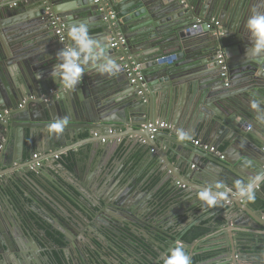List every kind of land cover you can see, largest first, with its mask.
Returning <instances> with one entry per match:
<instances>
[{
    "label": "water",
    "instance_id": "95a60500",
    "mask_svg": "<svg viewBox=\"0 0 264 264\" xmlns=\"http://www.w3.org/2000/svg\"><path fill=\"white\" fill-rule=\"evenodd\" d=\"M248 1L98 0V4H94V0H0L2 26L12 34L10 39L16 48L10 56L0 47L1 61L7 59V62H0V142L2 139L14 140L15 148L8 166L18 164L19 173L7 177V180L13 178L23 183V187L11 186V194L0 188V200L16 221H21L19 216L23 210L16 206L13 196L21 206L27 204L29 212L26 210L25 213L28 216L32 213L43 221H50L44 216L47 210L71 223L70 227L58 230L66 247L70 245L69 228L77 230L81 226L79 221L90 224L103 216L109 221L146 222L153 233L167 239L165 232L178 223L176 220L179 217L185 219V230L206 220L195 221L189 213L201 203L199 200L192 202L191 195L195 193L194 184L191 185L193 175L200 177L197 182L203 186L223 181L228 188H233L238 179L247 180L264 173V57L257 60L245 57L249 46L245 22L251 14L247 16L248 8L243 9L245 2L251 3V0ZM12 4L16 6L10 8ZM211 19L218 25L208 30ZM198 20L203 24L197 25ZM81 22L87 24L89 30L99 31L90 36L105 44L106 52L121 65V71L116 76H107L89 70L76 91L64 92L50 78L51 68L47 62L44 66L39 65L44 59L38 60V55H42L41 51L47 43L55 41L59 49L67 45L68 27ZM33 27L40 28L37 31L42 32L35 36V40L30 36ZM57 30H61L63 43L56 35ZM120 38L124 40L123 44L118 43ZM112 42L118 43L117 48H111ZM219 53L224 56L225 75L216 61ZM3 55L4 58L1 57ZM186 55L190 56V62L187 68H182L181 59ZM162 57L170 58L165 61L161 60ZM132 62L140 65L138 73L132 72ZM14 64L20 71L13 72L16 68ZM4 66L14 70L6 71ZM202 66H206L204 70H210L207 81L197 79ZM178 73L187 76L186 81L192 80L190 84L188 82L187 90L191 98L197 100L194 112L199 114V118L192 114L194 116L189 121L188 116L180 121L185 123L187 120L186 132L190 138L184 141L170 130L150 134L147 128L148 124L165 122L176 131L182 129H178L181 125L178 124L181 119L178 102L164 106L159 115L147 104L163 78ZM6 111L8 114H5ZM64 116L68 117V123L63 132H52L48 128L49 123ZM251 128L254 133L250 132ZM122 129V132L130 129L127 136L141 140L144 148L156 152L153 157L161 160L175 187L177 184L186 187L182 198L184 207L169 205L162 213L164 218L160 219L161 216H157L154 210L156 205H148L149 201H154L150 192L138 190L134 193L129 186L117 187L125 179L122 164H119L115 179L109 177V173L104 177L111 187L106 195L89 199L85 189L95 187L97 182L89 185L90 178L78 175L81 174L80 162L76 160L69 168L67 163L53 159L61 149L72 148L77 142L86 140L81 139L86 134L90 136L91 144L98 147L88 151V159L96 149H101L110 140L119 139L116 133ZM248 134L257 138L259 144ZM25 135L28 137V150L52 153L48 158L49 165L45 162L37 170V176L25 169L29 162L22 164L21 143ZM193 136L214 139L213 144L219 153L220 147L227 146L226 152L221 153L222 159L191 145ZM5 146L0 155L1 159L7 160ZM167 150L176 155L177 160L173 164L168 159ZM182 166L187 167L184 175L179 173ZM202 171L208 176L204 174L202 177ZM263 187L264 183H261L256 194L263 195ZM227 202L229 206L224 205ZM150 210L154 218L146 215ZM214 210L212 218L217 219L222 212L225 213V224L218 230L228 240L225 239L222 245L229 252L227 264L252 262L249 254L238 253V249L242 245L249 246L248 239L243 238L246 235L254 238L264 235V223L258 219L259 210L233 196L219 201ZM202 212V215L207 214ZM1 220L11 221L0 207ZM7 225L11 227L9 222ZM141 233H145L144 228ZM46 243L48 237L43 231L42 236L33 235L24 244L0 234V264H19L24 256L29 261V257L41 255L40 248H46ZM177 243L191 256L198 253L197 243L189 245L176 240L170 248ZM157 248L161 255L155 258L154 264H160V259L164 261L168 252L160 242ZM31 261L39 263L38 260Z\"/></svg>",
    "mask_w": 264,
    "mask_h": 264
},
{
    "label": "crops",
    "instance_id": "0c3cea01",
    "mask_svg": "<svg viewBox=\"0 0 264 264\" xmlns=\"http://www.w3.org/2000/svg\"><path fill=\"white\" fill-rule=\"evenodd\" d=\"M235 1L236 0H234V2ZM247 2H249V1L247 0ZM94 4H98V3H94ZM245 9L248 10L247 16H249V14H253V13L264 14V0H251V3H248V4H246V2H245L243 11ZM18 10L19 9H17V12H18ZM20 13L21 12L19 11V14ZM242 14H243V12H242ZM199 21L201 22V24H203V22L201 20H198L196 22L197 25H198ZM212 21H215V20L211 19L208 23H211ZM2 23H3V19H0V47L6 53H8L11 56V55H13V52L15 51L16 48L13 47V45H12L13 41L10 39L12 37V34L5 30V28L2 26ZM201 24H199V25H201ZM89 25L91 26L93 24H89ZM37 29H40V28H37ZM37 29H36V27H33V29H31L33 34L30 36H33V38H32L33 40H35L36 37H38L39 35L42 34V32L40 30L37 31ZM98 32L99 31H96V30H93V31L89 30V35H94V34H97ZM25 33H26V28L24 29L23 35ZM212 33L214 35V32H212ZM56 44L57 43L55 41H53L51 43H47L44 45V48L41 51L42 55H38L40 57V58H38V60H41V59H44V60L41 63H39V65L44 66V63L47 62V64H48L47 66L52 69V65L57 62L55 60L56 53L60 50L58 45H56ZM113 49H115V48H113ZM1 57L4 58V55ZM140 57H142V56H140ZM5 61L7 62V59L3 60V62H5ZM0 62H2L1 59H0ZM142 62H144V61H142ZM189 62H190V56L186 55V56L182 57L180 64H181L182 68H187L189 65ZM134 64L135 63L132 62V66ZM13 66L16 67L15 70L12 67V69L14 70L13 72L20 71L19 67L16 64H14ZM4 68L6 71L12 70L11 67H9V66H4ZM204 68H206V66L201 67V69H202L200 71L201 75L197 79H200L202 81H207L208 79H210V76L207 75V74H209L208 72L210 70L209 69L204 70ZM181 74L182 73H178V74H175L172 76H167V77L163 78V81L160 84H158L157 88L154 90L153 96H151V100L147 104H149L151 110L155 111L157 113V115H159L160 111L163 110L164 106H166L167 104H171L172 102H178L180 104L178 110L180 112V118H181L178 122V124H181L180 128H178V129L182 128L184 131H186L187 120L185 121V123H182L180 121L184 120V116L185 117L188 116L189 117L188 121H189L190 118H193L191 116H194L192 114H195L199 118V114L194 112V110L196 109V106H198L197 100L193 97L191 98V95H189V91L187 90V88H188L187 84H188V82L190 84V82L192 80L186 81L187 76H184L183 74L182 75ZM202 107H204V106H202ZM263 120H264V116H263ZM259 126H260V128H263L262 125H259ZM170 128L173 129L172 126H170ZM122 131H123V129L117 130L116 135L118 136L119 139L110 140L108 142V144L104 145V147L102 146L101 149H96L94 152H92V154H89L88 159H87L88 151L91 150L92 147L93 148L97 147L96 144H91L90 136L88 134H86L83 138H81V139L86 138V140H84L82 142L81 141L77 142L76 146H74L72 148L69 147V148H66L63 150L61 149L58 153L55 154V155H58L60 153H62V155L67 154L68 158L67 157H65V158L63 157V158H64L65 162H68L69 164L76 162V160H78L80 162V165H81L79 168V172L81 174H78V175L82 176L83 178H85V177L90 178L88 181L89 185H91V183L97 182L95 187H92L90 189H88V188L85 189V193H86L87 198L92 199L93 196L102 197V196L106 195L107 191L110 190V188H111L110 184L108 183L107 180L104 179V177L109 173L110 174L109 177H111L112 179H115V176L118 173L119 164L123 165V161L118 159V157L116 155L117 150L122 143L126 149L128 148L127 153H126V155H128V156L136 153V150H139V149L143 153H144V151L147 150L146 147L144 148V146L142 145L141 140H136L135 138L133 139L129 135L127 136V133L131 132L130 129H127L124 132H122ZM261 131L263 132V130H261ZM173 132L175 135L178 136V131H176V129H173ZM250 132L251 133L253 132L252 128H251ZM254 135H256V134H254ZM248 137L251 140H253L256 144H259L257 138H256L257 139L256 140V139L252 138L251 135H249V134H248ZM194 140H199L202 143L208 144V145L215 148V146L213 144L214 139H212V138L206 137V138L202 139L201 137L193 136L190 139L191 145H193L192 141H194ZM27 141H28V137L25 135L24 141L21 143V146H22V153H21L22 154V164H25L27 162H29L31 164L33 162V155H36V154L38 155V158L41 159L43 164L45 162L48 163L49 162L48 158H50L52 153L51 152H42V153L40 152V153H38L36 151L31 152V150H28L26 148L27 147ZM4 146L7 150L8 159L7 160H4V158L1 159V155H0V177L2 179L0 182V188L2 189V191L5 192L4 188L8 187L9 183L12 180H16L13 178L10 180H7V177L11 178V177H13L14 174L19 173V170L17 169L19 166H18V164H13L12 167L8 166V163H9L8 161H10V159H12L13 150L15 148L14 140L13 139H8V140L2 139L0 142V153L3 151ZM226 147L227 146L220 147V153L217 152V150L215 149V151L218 154H214V155H217L218 157H220V159H222L221 153L226 152ZM18 149H20V143L18 144ZM64 151H67V152H64ZM205 152H207V151H205ZM166 153L168 155V159H169L170 163L173 164L177 160L175 157L176 155L174 154V152L169 151V150H167ZM208 153H210V152H208ZM232 153H233V150H232ZM160 154L164 155L163 152L162 153L160 152ZM210 154H212V153H210ZM153 156H156V152H151V149H149L148 154L140 162L139 170H141L143 167H145L146 164L148 163V161H150L151 158H153ZM67 159H68V161H67ZM56 161L61 162L60 159H58ZM47 165H49V163ZM159 167L160 168L158 169L157 173H161L163 175V177H164L163 182L170 179L171 180V184H170L171 187L174 186L175 184L173 183L172 179L168 175V170L166 169V167H164V166L162 167L160 159H159ZM25 169L27 170V167ZM186 170H187V167L182 166L179 170V173L181 175H184V174H186ZM45 172H47V170ZM30 173L33 175H36V176L38 175L37 171L36 172H30ZM201 173H202V175H201L202 177L205 175L208 176V174L204 171H202ZM89 176H92V177H89ZM165 177H166V179H165ZM199 179H200V177L193 175L191 185L193 183L194 185H198V186L203 187V188L207 187V186H203L199 182H197ZM5 180H7L6 184L4 183ZM124 180L126 181V179H123V181H121L120 185L117 187L123 188L125 185V186H129L132 189V191H134V193L138 190L147 192L144 190L143 183L140 181L137 182L136 177L134 175H132L130 178H128L126 182ZM123 182H125V184ZM21 184L23 185L22 182H21ZM135 184H137V185H135ZM194 185H192V186H193L195 193H193L191 195V197L194 199L192 202L196 203L197 200H199L197 198V192L200 190V188H198ZM115 186H116V184L112 187H115ZM176 190H181V189L178 188V186H177ZM112 191H111V193H112ZM155 191H156V189L154 191L150 192V195L153 196V193ZM261 196H262V198H264V194ZM183 197H176L175 196V199L172 202H170L167 206L173 205L175 207H180V206L184 205L183 200H182ZM141 200H142V198H141ZM143 200L145 201L148 199H143ZM154 201L156 204H154ZM154 201H149L148 205L149 206L156 205V207H154V208L156 209V211L157 210L159 211L160 208L157 207L158 202L156 200H154ZM33 202L35 203V201H33ZM224 205H227V204L225 203ZM229 205H230V203H228V206ZM199 206H201V208H199ZM0 207L7 213V215H9L10 212L8 211L5 204L3 202H1V200H0ZM202 211H204V213H207V214L202 215L201 214V213H203ZM163 212L164 211L158 212L157 216L160 215L161 217H164V216H162ZM214 212H215L214 209L207 208L202 202L200 203V205L198 204L197 207L194 206L192 209L189 210V213H190V215H192L194 220H197L198 218H202V219L206 218V219H212V221H214V219H216L214 217L212 218V215ZM148 213H149V211H148ZM10 214H12V213H10ZM234 215H232V216H234ZM224 216H225V213L222 212L220 214V217L223 219ZM57 217L64 219V217H62L61 215H58ZM11 218H13V217H11ZM101 219H103L104 221L105 220L109 221L106 216L101 217ZM258 219L264 223V212L259 211V218ZM187 221H189V220H187ZM261 230H263V229H261ZM225 237L226 236L223 235L221 230H217L214 234L203 239L202 243H207L208 241H210L208 243L211 246L223 245L225 239H226V241H228L227 237L226 238ZM252 238H254V237H252ZM261 238H264V237H261ZM256 241L257 242L255 244L254 243L252 244V243L248 242V240H247V243L249 246L242 245V247H240L238 253L244 254V252L241 251V248L258 247V248L264 249V242H260L259 240H256ZM249 255L252 258V262H250L248 264L264 263V252L261 253L260 255H256V256L251 255V254H249ZM228 260H229V257L227 258L225 255L224 257L218 258L216 261L210 262L208 264H215V263L216 264H227Z\"/></svg>",
    "mask_w": 264,
    "mask_h": 264
},
{
    "label": "flooded vegetation",
    "instance_id": "af4514ba",
    "mask_svg": "<svg viewBox=\"0 0 264 264\" xmlns=\"http://www.w3.org/2000/svg\"><path fill=\"white\" fill-rule=\"evenodd\" d=\"M23 205V212H21L19 216L21 221H16V218H14L15 216L9 213L7 216L11 221L7 222L11 224V227L7 225L6 221H0V234H6L18 242L26 243L27 239L32 238L33 235L36 237L42 236L43 231L48 237V243H46L47 247L40 248L41 255L37 254V257H29L31 260H38V264H125L126 262L127 264H137L136 258H139V251H143L139 246L142 240L151 243L149 244L150 249H148L150 252L144 251L146 254H149L148 258L150 256L157 258V256L159 257L161 255V251L157 248L158 242L164 245V249L169 250L170 245L176 241L169 238V233H167V231L165 232L168 237L167 239H157L156 237H158V234L153 233L150 225L146 222L141 224L137 221H104L101 218H96L94 221H91L90 224H83L82 221H79L81 226L77 230L72 229V227L69 228L70 245L68 247L64 246L60 251L53 244L51 236H56L58 239H60V237L62 238L58 230L62 228L64 230V228L70 227L71 223H68V221L62 218H58L47 210L44 212V216L46 215L50 221H43L42 218L32 213L28 216L25 213L26 210L28 211L27 204ZM36 206H38V204H36ZM42 206L43 204L41 203V207ZM181 207H184V205L180 206V208ZM42 208L45 209L44 207ZM154 210L156 209L154 208ZM151 213L153 214V211L150 210L146 215L154 218V214L152 215ZM163 218L164 217H160V219ZM179 218L176 220L178 223H176V227L174 226L172 232L184 229V221H182L184 218ZM179 221L182 222L179 223ZM143 228L145 229V233H141ZM246 236L243 238L246 239ZM261 237H264V235H260L258 238L254 239L259 240ZM128 241L130 244H128ZM124 248H127V250L124 251ZM243 249L244 248H241V250ZM125 252H128V254ZM228 253L227 251L224 254L227 258L229 257ZM21 258L19 264H36L32 263L31 260L28 261L25 256ZM122 258L126 259L125 263ZM155 258L152 260L153 264ZM158 261L160 264L163 262L161 259Z\"/></svg>",
    "mask_w": 264,
    "mask_h": 264
},
{
    "label": "clouds",
    "instance_id": "9594fccd",
    "mask_svg": "<svg viewBox=\"0 0 264 264\" xmlns=\"http://www.w3.org/2000/svg\"><path fill=\"white\" fill-rule=\"evenodd\" d=\"M245 30L248 33L249 46L246 48L245 57L253 60L264 57V14L253 13L245 22ZM67 37L69 43L63 46L57 53L49 73L59 88L64 92L77 90L86 72L91 70L99 75L116 76L121 71L119 65L105 48V44L89 35V26L85 23H74L68 27ZM253 108L256 104L253 103ZM68 123V117L51 121L48 128L54 133H62ZM190 138L188 132L178 131V139L181 141ZM264 183V173L256 174L247 180L238 179L233 188H228L223 181H216L213 186L201 188L197 192V198L207 208L214 209L218 202L234 196L246 203H252L256 199V189ZM163 264H191L190 256L182 245L177 243L168 250Z\"/></svg>",
    "mask_w": 264,
    "mask_h": 264
},
{
    "label": "trees",
    "instance_id": "16d2710c",
    "mask_svg": "<svg viewBox=\"0 0 264 264\" xmlns=\"http://www.w3.org/2000/svg\"><path fill=\"white\" fill-rule=\"evenodd\" d=\"M128 148L126 149L123 145V143L120 145V147L117 150V157L118 159L123 161V172L125 174V179L127 180L132 175L136 177L137 182H142L144 190L147 192H152L156 189V191L153 193V198L158 202V206L160 209L158 212L165 211V209L168 207L167 205L172 202L176 197H183L185 196L184 191L176 190L175 186L171 187V180L168 179L163 182L164 177L161 173H157L159 167V159L156 157L151 158L150 161L146 164L145 167H143L141 170H139L140 162L144 157L148 154V150L141 152V150H136V153L132 155H126ZM68 155H63L60 160L63 163H67L68 167L71 168L72 163L69 164L68 162H65L64 158ZM68 161V159H67ZM21 186V182L19 180H12L9 183V186L4 188L6 192L11 194L10 187L11 186ZM264 189V188H263ZM16 201V206H19L22 209L23 206L20 205V203L17 201L16 196H13ZM155 202V201H154ZM250 207L258 209L260 212H264V200H262L261 196L259 194H256V199L254 202L249 203ZM201 208V206H199ZM180 219V218H179ZM202 218H198L195 221H202L199 220ZM182 220V219H181ZM182 221H185L182 220ZM225 224V221L219 217L217 219H206L202 222H200L198 225H192L191 227L185 229H181L180 231L172 232L173 228H170L167 233H169V237L173 240L181 241L184 244L194 245L198 244L196 249L198 250V253L194 256H191L189 251L187 250L186 253L190 256L191 264H208L210 262L216 261L218 258H222L224 254L228 251L225 247L222 245H216L211 246L208 242L202 243L203 239L209 237L210 235L214 234L218 228L223 227ZM176 227V226H175ZM174 233V234H173ZM50 238V237H49ZM157 239L162 240L163 237L158 235L156 237ZM246 238L248 239V242L250 243H256L257 241L252 238L251 236L247 235ZM51 239L53 240V244L61 251V249L66 246V244L62 241V238L58 239L56 236H51ZM260 242H264V238L259 239ZM147 242V243H145ZM128 244L129 241H128ZM149 244H151L148 241H141L139 246L143 251H139V258H136L137 264H151L153 261L154 256H149V254H146L145 252H150L148 249ZM127 248H124V251H126ZM145 251V252H144ZM244 253H248L251 255H260L264 252L263 248L258 247H252V248H244L241 250ZM128 254V252H125ZM123 262H126L125 258H122ZM127 264V262L125 263ZM163 264V262L161 263ZM216 264V263H215ZM264 264V263H260Z\"/></svg>",
    "mask_w": 264,
    "mask_h": 264
},
{
    "label": "built area",
    "instance_id": "2783aa9c",
    "mask_svg": "<svg viewBox=\"0 0 264 264\" xmlns=\"http://www.w3.org/2000/svg\"><path fill=\"white\" fill-rule=\"evenodd\" d=\"M94 3H98V0H94ZM15 6H16V4H12V5H10V8H13ZM199 24H201L200 21L198 22V25ZM217 25H218L217 22L212 21L211 23H209L207 25V28L210 30V29H212L213 26H217ZM193 28H196V26H193ZM56 35L59 37V40L62 43L65 41L63 36H62L61 30H57L56 31ZM118 43L123 44L124 40L122 38H120ZM118 43L112 42L111 43V48H117ZM168 58H170V57H162L161 60H165L166 61V60H168ZM216 61H217V64L219 66H221V70L224 72L223 75H225L226 68L223 65L224 64V56H223L222 53H219L217 55ZM139 71H140V65L134 64L133 67H132V72L138 73ZM126 72H128V70H126ZM131 83L135 84L134 80H131ZM5 114H8V112L6 111ZM142 127L145 128V126H142ZM147 128H148V131H149L150 134H153V133H155L158 130H170V131L173 132V129H171L170 126L168 124H166L165 122H156L154 124H148ZM192 143H193V145L195 147H198V148H200V149H202L204 151L210 152L212 154H218L215 151L214 147H212V146H210L208 144H204V143H202L199 140H194V141H192ZM62 156L63 155L58 154V155L53 156V159L54 160H58ZM221 158H222V156H221ZM42 165H43V162L41 161V159L38 158V155L36 154V155H33V162L27 167V170L29 172H36ZM1 180L2 179L0 177V182H1ZM177 185H178V188H180V189H183V190L186 189V187L184 185H181V184H177ZM226 204L228 205V202Z\"/></svg>",
    "mask_w": 264,
    "mask_h": 264
}]
</instances>
